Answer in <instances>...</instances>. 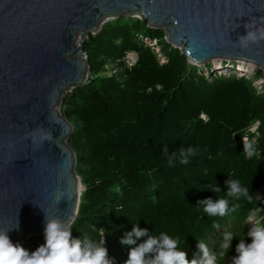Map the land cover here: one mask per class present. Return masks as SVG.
<instances>
[{"label":"trees","instance_id":"obj_1","mask_svg":"<svg viewBox=\"0 0 264 264\" xmlns=\"http://www.w3.org/2000/svg\"><path fill=\"white\" fill-rule=\"evenodd\" d=\"M141 37L158 42V55ZM129 51L137 54L130 66L124 62ZM82 52L89 75L60 106L73 127L68 144L85 186L72 236L99 240L105 232L114 264L128 257L120 240L135 221L153 235L178 238L189 259L197 240L216 251L225 230L234 235L226 255L236 254L238 239L250 243L246 218L256 213L264 224V83L254 85L263 72L224 76L209 64L204 72L166 41L164 30L127 17L90 34ZM109 64L113 76H101ZM255 122L257 130L247 133ZM242 137L254 142L257 155L245 158ZM188 148L194 154L183 164L180 150ZM228 178L248 187L252 199L227 197ZM215 185L221 191L208 189ZM206 197L240 207L210 217L197 206ZM44 242L30 235L20 245L31 252Z\"/></svg>","mask_w":264,"mask_h":264},{"label":"water","instance_id":"obj_2","mask_svg":"<svg viewBox=\"0 0 264 264\" xmlns=\"http://www.w3.org/2000/svg\"><path fill=\"white\" fill-rule=\"evenodd\" d=\"M122 16L164 30L191 64L264 74V0H0V231L14 244L44 237L45 213L76 219L73 127L58 104L87 78L81 37Z\"/></svg>","mask_w":264,"mask_h":264},{"label":"clouds","instance_id":"obj_3","mask_svg":"<svg viewBox=\"0 0 264 264\" xmlns=\"http://www.w3.org/2000/svg\"><path fill=\"white\" fill-rule=\"evenodd\" d=\"M242 144L246 159L257 155L253 141L242 137ZM163 151L168 152L167 145L163 146ZM180 152V162L189 163L188 157L194 154L193 149H181ZM224 183L227 186V197L235 200L241 197L252 199L248 187L243 186L239 180L228 178ZM208 189L213 192L221 191L217 185ZM197 206H202L203 212L210 217H224L230 212H236L240 207L239 204H234L230 208L229 200L223 197L215 200L206 197L199 200ZM250 222L252 227L246 235L251 238V242L246 243L243 238L238 239L235 246L236 255L231 258L230 264H264V224L256 220ZM71 223V215L61 219L59 216H48L45 213V242L31 252L19 243L14 244L11 241L7 234L10 229L0 231V264H114L105 246V232L99 240L75 238L72 236ZM18 226L17 220L15 228L18 229ZM213 227L219 228V225L214 224ZM220 235L216 251L210 250L205 241L197 240V251L189 259L178 238L166 232L153 235L147 228L139 227L135 221L131 230L120 240L122 245L129 246L128 257L123 264H218V261L225 258L234 237L233 233L227 230Z\"/></svg>","mask_w":264,"mask_h":264},{"label":"rangeland","instance_id":"obj_4","mask_svg":"<svg viewBox=\"0 0 264 264\" xmlns=\"http://www.w3.org/2000/svg\"><path fill=\"white\" fill-rule=\"evenodd\" d=\"M131 18H134V17H131ZM137 19V18H136ZM137 20H139V19H137ZM108 21H111L110 19H108V20H105V22H104V24L105 23H107ZM140 22H141V20H139ZM103 27V24L101 25V26H99L98 27V29L100 30L101 28ZM90 34H92V33H90ZM89 33L88 34H85L84 36H82L81 37V40H80V46H82L83 45V41L90 35ZM95 34V33H94ZM141 39L142 40H144V37H141ZM144 41H146V43H147V45H150L151 47H156L155 49L156 50H158L159 48L158 47H160L159 46V44H158V42H156V41H154V40H150L149 38L148 39H145ZM82 48V47H81ZM160 51L158 50L157 51V55H158V53H159ZM124 55H126V53L124 54ZM81 56H83L84 58H87V55L84 53V52H82V54H81ZM160 58H161V61H164V58H163V56L161 55L160 56ZM187 63L189 64V65H192L190 62H188L187 61ZM218 63V61H215V62H208V63H205V64H210V69L212 70V72L213 73H217V74H220V73H223V75L224 76H231V74H234L235 72H236V74H243V75H246V76H251V74L252 73H254V71H255V69H253L252 67V70L249 68H245V69H247V72H244V71H242V72H239V70H237L236 69V66L233 64V66L232 65H230V64H225V63H222V62H220L221 64L220 65H218L217 64ZM216 65H218V67H215ZM115 66V65H114ZM114 66H111V64H109V65H107V67H106V70L101 74V76H106V77H109V76H113V74H114V71L115 70H112V69H110V68H112V67H114ZM116 66H119V65H116ZM237 66H239V65H237ZM196 67H198L199 69H201L202 71H204V72H207V70H206V68H207V66H204V64H200V65H196ZM119 71V70H118ZM220 72V73H219ZM228 73V74H227ZM87 77H88V75H89V70L87 71ZM263 78H264V76H263ZM263 78H258V79H256L255 81H254V85H255V87L257 88V89H260L261 87H262V85H263ZM73 87H71V86H69L66 90H65V92H64V94L66 93V92H69L71 89H72ZM63 94V95H64ZM63 95H62V97H63ZM62 100V99H61ZM59 106H61V104L59 105ZM257 125H258V123L257 122H255L253 125H251V127L247 130V133H254V131L255 130H257ZM246 133V134H247ZM79 177V176H78ZM79 179H80V181H81V184H82V187H81V192H83L84 191V188H85V186H84V184L82 183V180H81V178L79 177ZM251 220H256V221H260V219H257V215H256V213H252L249 217H247L246 218V221H247V223L249 224V225H251ZM209 249L210 250H212V251H215V249L213 248V247H211L210 245H209ZM236 254H229V255H226L225 256V258L223 259V260H221V261H218V264H230V261H231V258L233 257V256H235Z\"/></svg>","mask_w":264,"mask_h":264},{"label":"bare ground","instance_id":"obj_5","mask_svg":"<svg viewBox=\"0 0 264 264\" xmlns=\"http://www.w3.org/2000/svg\"><path fill=\"white\" fill-rule=\"evenodd\" d=\"M122 17H126V16H122ZM121 18V17H120ZM127 18H131V17H127ZM134 18H136V17H134ZM108 19H110V20H115V19H118V18H106L105 20H108ZM138 19V18H137ZM104 25V24H103ZM99 32V29L98 30H96L94 33L96 34V33H98ZM91 33V32H90ZM89 33V34H90ZM94 33H92L93 35H95ZM88 34V33H87ZM172 46V45H171ZM210 62V61H209ZM211 62H215L214 60L213 61H211ZM222 63H225V64H230V65H232L233 66V64L236 66V69L237 70H239V72H242V71H244V72H247V69H245V68H248L249 66L247 65V64H245V63H242L243 65H242V67L240 68V64L241 63H239V62H237V61H234V60H224V61H221ZM206 63H208V62H206ZM218 65H220L221 63L220 62H218L217 63ZM192 65H194V64H192ZM206 65H208V64H205L204 63V66H206ZM210 65V64H209ZM237 65H239V66H237ZM194 66H196V65H194ZM215 67H217V66H215ZM250 69H252L251 67H249ZM248 68V69H249ZM253 69H255V68H253ZM212 71V70H211ZM239 75H242V74H239ZM252 75H253V73L251 74V77H252ZM87 79V78H86ZM86 81V80H85ZM64 94V93H63ZM62 94V95H63ZM61 99H62V96H61ZM61 103H59L58 105H60ZM80 190H81V187H82V184H81V181H80ZM33 235V234H32Z\"/></svg>","mask_w":264,"mask_h":264},{"label":"built area","instance_id":"obj_6","mask_svg":"<svg viewBox=\"0 0 264 264\" xmlns=\"http://www.w3.org/2000/svg\"><path fill=\"white\" fill-rule=\"evenodd\" d=\"M136 58L137 54L134 51H129L124 57V62L130 66L136 61Z\"/></svg>","mask_w":264,"mask_h":264}]
</instances>
